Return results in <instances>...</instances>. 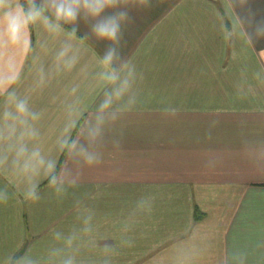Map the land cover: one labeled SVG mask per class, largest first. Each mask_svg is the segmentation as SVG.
I'll return each mask as SVG.
<instances>
[{"label": "crops", "instance_id": "0c3cea01", "mask_svg": "<svg viewBox=\"0 0 264 264\" xmlns=\"http://www.w3.org/2000/svg\"><path fill=\"white\" fill-rule=\"evenodd\" d=\"M122 6L101 112L113 42L0 0V264H264V0Z\"/></svg>", "mask_w": 264, "mask_h": 264}, {"label": "clouds", "instance_id": "9594fccd", "mask_svg": "<svg viewBox=\"0 0 264 264\" xmlns=\"http://www.w3.org/2000/svg\"><path fill=\"white\" fill-rule=\"evenodd\" d=\"M52 6L56 19L72 24L74 31L78 30V21L83 19L90 23L91 32L98 39L113 42L109 44L101 58L102 64L109 66L108 70L101 73V79L112 84L113 87L105 92L99 109L101 112L109 109L114 98L121 97L129 86L127 77L121 79L114 63L120 60L122 25L130 19L127 8L122 6V0H52ZM19 107L23 108V103ZM105 115H112L115 118L114 113L109 112ZM62 264H74V261L68 258L63 260Z\"/></svg>", "mask_w": 264, "mask_h": 264}]
</instances>
